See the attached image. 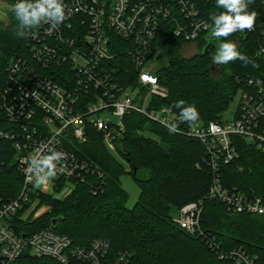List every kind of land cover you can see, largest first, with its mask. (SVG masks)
<instances>
[{
	"label": "built area",
	"instance_id": "1",
	"mask_svg": "<svg viewBox=\"0 0 264 264\" xmlns=\"http://www.w3.org/2000/svg\"><path fill=\"white\" fill-rule=\"evenodd\" d=\"M64 4L66 21L55 29L44 24L31 36L30 55L38 67L22 56L13 57L0 82V138L11 143L22 175L18 196L0 202V264H12L25 250L61 264H102L109 249L107 240L75 245L70 237L50 228L26 234L17 232L19 225L32 223L48 211L37 214V205L47 206L40 196L61 200L84 183L86 175L102 177L79 152L89 129L101 134L109 151L117 152L128 112L140 113L167 129L170 123H178L174 109L160 103L169 91L160 82L158 68L147 71L156 61L155 39L157 33L170 31L184 45L192 43L197 48L196 40L208 31L197 0H64ZM257 29L262 44L256 53L264 56V21ZM53 67L59 69L62 82L46 73ZM242 81L232 118L178 126L176 133L194 138L204 147V162L211 171L207 199L221 202L231 214L264 216V193L227 185L221 174L223 165L239 157L234 137L264 153V71ZM49 149L66 154L64 170L37 187L29 180V160L48 154ZM90 187L96 193L97 188ZM201 204L202 200L183 205L178 225L190 234L202 235L220 259L259 264L242 246L223 249L220 241L202 230Z\"/></svg>",
	"mask_w": 264,
	"mask_h": 264
},
{
	"label": "trees",
	"instance_id": "2",
	"mask_svg": "<svg viewBox=\"0 0 264 264\" xmlns=\"http://www.w3.org/2000/svg\"><path fill=\"white\" fill-rule=\"evenodd\" d=\"M7 1L11 5L7 23L0 22V82L4 81L5 67L13 57L22 56L38 67L30 55L31 36L14 35L17 21L13 6L17 0ZM197 3L207 23L213 12L221 11L216 7V0H197ZM249 11L258 13L255 25L259 28L264 21V0H254ZM257 28L221 38L237 45L251 61L247 66L239 60L214 64L212 56L218 41L211 39L209 31L196 40L198 51L190 56L180 53L184 42L170 31L157 33L154 45V57L160 64L157 73L169 91L160 103L174 109L180 128L190 124L180 120L181 109L175 107L178 101L184 100L185 106L194 104L200 122L220 120L244 87L242 79L264 71V56L256 53L262 44ZM214 66L219 69L216 76ZM58 70L54 68L46 73L60 83ZM39 71L44 70L39 68ZM129 73L133 78L135 72ZM123 119L125 130L117 153L128 169L107 149L101 134L89 129L87 141L79 152L93 162L102 177L86 175V181L76 185L61 200L40 196L41 203L51 208L32 223H21L17 232L29 234L50 228L70 237L75 245L85 246L95 239L107 240L109 249L101 259L102 264H233L228 259H220L202 235L190 234L170 216L171 204L180 209L187 203L202 200V230L220 241L223 249L242 246L259 264H264V216L231 214L221 202L205 197L211 171L204 162L206 153L200 142L179 133L170 134L169 129L137 112H128ZM234 140L239 157L221 167L224 182L264 193V153L242 138L234 137ZM123 173L130 174L140 189L131 207L125 204L127 193L120 182ZM21 185L22 175L14 162L11 143L0 138V202L16 198ZM90 186L97 188L96 193ZM12 264L61 263L50 257L33 256L25 250ZM71 264L86 263L73 261Z\"/></svg>",
	"mask_w": 264,
	"mask_h": 264
},
{
	"label": "clouds",
	"instance_id": "3",
	"mask_svg": "<svg viewBox=\"0 0 264 264\" xmlns=\"http://www.w3.org/2000/svg\"><path fill=\"white\" fill-rule=\"evenodd\" d=\"M253 2L254 0H216V7L221 11L213 12L209 17L210 22L205 25L211 38L218 41L212 56L214 64H228L237 60L245 66L251 63L233 41L221 38L230 37L238 31L254 29L258 13L249 11V5ZM13 11L17 21L14 35L18 38L34 37L37 29L44 24H49L54 29L58 28L69 18L64 0H17ZM185 103L184 100H180L175 104V107L181 109L180 120L190 125L195 124L199 120V111L194 104L185 106ZM167 126L170 134L178 131L176 123ZM65 159L66 154L55 149H49L46 155H34L29 160L31 172L29 180L37 187L50 182L58 171L64 170L62 161Z\"/></svg>",
	"mask_w": 264,
	"mask_h": 264
},
{
	"label": "rangeland",
	"instance_id": "4",
	"mask_svg": "<svg viewBox=\"0 0 264 264\" xmlns=\"http://www.w3.org/2000/svg\"><path fill=\"white\" fill-rule=\"evenodd\" d=\"M10 8H11V5L9 4V2L7 0H0V22L7 23V11ZM196 51H198V48H196V46L194 44L186 43L182 47V50L180 53L183 56H190ZM158 67H160V64L156 60V61H154V63L150 67H148L147 71L153 72ZM218 72H219V69L217 68V66H214L213 74L216 76ZM238 98H239V95L237 93L235 95V97L233 98V100L230 102L227 110L222 114V120H227V119L232 118L233 112H234V110L237 106V103H238ZM145 134L147 136H151L153 138H156L152 133L145 132ZM113 155L117 158V160L120 163H123L125 169L127 170L128 166H127L126 162L124 161V159L117 152H113ZM120 182H121L123 189L127 193V198H126L125 204H126V206L131 207V206H133V204L138 199L139 192H140L139 186L134 181L132 176L128 173H123L121 175ZM44 189L49 190V187H44ZM50 208L51 207L49 205H47V206H38L37 205L35 207V209H37V214L42 213L43 211H45V209L49 210ZM169 212H170V216L172 217L173 220L179 219L180 210H179L178 206H176L175 204H171Z\"/></svg>",
	"mask_w": 264,
	"mask_h": 264
},
{
	"label": "water",
	"instance_id": "5",
	"mask_svg": "<svg viewBox=\"0 0 264 264\" xmlns=\"http://www.w3.org/2000/svg\"><path fill=\"white\" fill-rule=\"evenodd\" d=\"M212 39V38H211ZM212 43V42H211ZM211 43H209V44H207V46H206V49L209 47V45L211 44ZM55 222V220H53V223Z\"/></svg>",
	"mask_w": 264,
	"mask_h": 264
}]
</instances>
